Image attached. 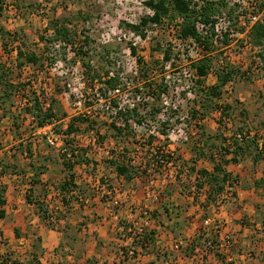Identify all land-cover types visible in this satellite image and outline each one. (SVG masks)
<instances>
[{
    "label": "trees",
    "instance_id": "16d2710c",
    "mask_svg": "<svg viewBox=\"0 0 264 264\" xmlns=\"http://www.w3.org/2000/svg\"><path fill=\"white\" fill-rule=\"evenodd\" d=\"M191 0H146L145 5L153 9L152 15H144L139 24L127 23V27L130 31L135 32L143 38H146L148 28H154V24H160L164 17H167L173 22L177 17H182L183 21L180 24L179 35L183 38L192 36L200 44L204 45L203 53L204 56L193 63V67L197 69L200 78L197 79L194 86L195 98L191 100V104L188 107V118L187 120L194 119L198 125L201 120L206 118L210 113H217L216 119L219 124L215 138L220 140L221 147L219 148L220 159L215 162L214 171H208L205 168H197V165H189L186 167V172L192 174L196 172V185L198 188L206 189L209 199L216 200L217 196L222 193L227 186L234 187L238 182V179L232 177V174L225 169V165L231 162H237L238 156L246 150H249L253 154L254 160L259 161L264 159V145L259 147L258 142V131L251 136L249 130L245 125H236L235 116L236 106L233 103H220L223 88L228 82L234 80L237 76L238 68L236 65L229 64L224 68L216 65L218 55H212L211 52L216 50L214 43L210 36L202 38L195 27V21L200 17L202 20L209 22L210 16L217 13L221 6L225 3L209 1L201 8L191 6ZM3 4V3H2ZM20 7L21 4L18 3ZM262 6H264V0H262ZM3 6L0 5V11L2 12ZM71 19H51L48 25L45 27L44 32H39V40L43 44L42 51L34 50L33 48L28 49V41L25 39L26 34L23 30H7L0 26V33L9 39H13L15 48L11 49L17 52L14 58L16 64L0 62V128L2 120L7 116L8 112L15 107L14 96H21L25 100V105L19 108L17 113L12 112V126H20V122H23L28 116H34L36 123L39 127H43L46 124H53L56 133L66 136L64 138L65 146L67 151L65 153L59 151V156L64 160V165L69 167L68 177L62 182L55 185L59 191L60 199L65 204H69L73 198L79 201L78 194H84L85 191L75 181L74 169L78 164L94 165L96 167L99 162L94 161L88 156L87 147H76V133L79 132L81 126H85V130H94L97 136V141L102 145L105 144V140L111 137L115 141V145L111 148V158L107 161L111 163L115 169L118 177L122 178L126 182H132L136 177H143L146 173V168H142L141 164L133 163V159L130 156L131 148H137L136 146H144L145 144L152 145L155 142L163 140L161 137L156 135H149L147 142L145 139H139V135L135 130V125H150L151 122L159 124L158 132L163 135H167V130L173 125L172 120L179 114V111L174 109L173 104L165 105L163 94H170L171 85L166 81V75L164 73L165 62L171 60L170 48L162 49V44L157 43V46L152 47L154 52H163V60H146L142 56H138L137 46L130 45L131 53L138 57V74L134 73L125 75V67L118 61L110 60L109 46L104 45L101 51V56L107 58L106 67L97 69L92 60H85L93 48L91 47V37L84 35L82 43L78 45L75 40L76 31L70 25ZM251 42L253 45L261 48L259 56L264 60V22L258 23L253 26L251 31ZM9 43V42H8ZM8 43L4 41V47L7 49ZM228 44V38L225 40ZM52 44H60V47L64 49L63 60L68 61L66 49L70 46L71 51L75 54V59L81 58V65L83 75L86 81L85 95L86 107H93L94 103L89 98L94 99L95 93L99 91L100 95L104 100L108 102V108L110 111H115V114L111 115L110 121H105L100 114L83 115L78 114L72 116L67 125H61L60 122L63 119H59L58 111L60 108L58 95L65 91L64 86L59 83L50 88L51 95L48 96L44 90L40 92H30L29 81H23L21 79L16 80L15 77L20 78L22 72L16 73L13 76L14 68L12 65H16L19 69L24 68L26 65L33 67L35 70L42 71L46 65H53L55 58L50 55ZM77 45V46H76ZM72 61V62H73ZM163 63V64H162ZM161 67L160 74L156 73V69ZM49 66V65H48ZM159 66V67H158ZM105 69V71H104ZM215 70L218 81L216 84L204 88V79L209 74L210 70ZM59 77V76H58ZM62 78V77H59ZM64 78V77H63ZM30 80V79H29ZM130 90L133 100L135 102L134 107H130L129 104L123 100L120 91L128 88ZM42 88V85H40ZM44 89V88H42ZM32 93V95H31ZM98 93V92H97ZM31 95V96H30ZM186 95V93H183ZM97 96V95H96ZM47 103V105H46ZM167 108V109H166ZM166 109V110H165ZM181 109V107H180ZM240 116H246V110L243 108L238 109ZM164 113L167 116L166 119L161 120L159 117ZM231 124V125H230ZM230 125V126H229ZM105 128L104 133H102ZM150 128V126H149ZM224 132H227L224 135ZM247 133L248 136L240 139L238 134ZM166 144L169 143L168 137L164 139ZM231 142V145L229 144ZM224 143L225 145H223ZM164 144V143H163ZM134 145V146H133ZM223 145V146H222ZM25 145L20 143V148L24 149ZM30 156L33 155L29 146H27ZM4 149V143L0 135V152ZM21 149V150H23ZM70 155V156H69ZM17 152L13 155L5 157L0 154V175L6 173L26 174L27 171L21 163L17 162ZM227 156H230L229 159ZM52 154L41 155L39 158L41 163H33L31 169L33 176L28 180V184L35 185L41 182V175L49 170L48 162L51 161ZM13 158H16L15 160ZM176 162L179 160L175 158ZM106 161V162H107ZM148 166V165H146ZM182 167V166H181ZM185 170L180 171L178 177H181ZM179 179V178H178ZM259 184L264 186V178ZM112 189V188H111ZM33 190V189H31ZM7 187L3 184L0 185V219L6 217L5 206L7 204ZM34 194L32 193L28 197L29 202H34L38 207L42 219L46 220L49 226H53L51 218L53 217L54 210L49 208V205L41 200L33 199ZM156 211L153 212V217H157ZM53 228H56L53 226ZM154 235L155 230L148 231L143 239L149 242L148 234ZM16 236H20V230L15 229ZM41 239L38 238L37 242L33 245V251L31 254L36 257L38 253L42 251ZM145 248V246H143ZM40 264L39 259H34L25 263L17 257H13L11 254L1 255L0 264Z\"/></svg>",
    "mask_w": 264,
    "mask_h": 264
},
{
    "label": "crops",
    "instance_id": "0c3cea01",
    "mask_svg": "<svg viewBox=\"0 0 264 264\" xmlns=\"http://www.w3.org/2000/svg\"><path fill=\"white\" fill-rule=\"evenodd\" d=\"M236 80L235 78L230 84L228 82L223 88L220 103L234 102V105H239L240 108L246 110V116H240L238 114L240 108L237 107L234 122L236 125H245L251 136L258 131L260 135L258 136L259 147H262L264 145V125L256 124L253 126L249 124V121L253 120V122L258 123L259 120H263L264 111L248 106L250 100L257 101L261 95L258 92L236 91ZM217 81V74L209 73L204 79V88L216 84ZM12 112H15L14 108L7 113L2 123L9 118ZM2 113L0 109V114ZM216 115L217 113H210L200 121L202 125L193 128L194 132L189 141L174 146L175 154L177 157L179 154V160L184 166L196 164L197 168L214 171L215 162L220 159L219 148L221 147L220 140L215 138L219 128ZM33 132L34 134L35 132L42 134L38 125L34 127ZM226 133L224 132V135ZM42 135L44 136L43 141L47 142L46 136ZM2 141L4 142L3 139ZM18 142L19 145L22 143L25 147L23 150H15L18 155L17 162L23 166L27 165V168L25 167L27 173L10 172L0 175V185L3 184L7 187L6 217L0 219V223L3 224V231L0 233V245H3L1 244L2 240L11 241L9 244H17V252L15 251L14 254H17V258L25 263L39 259L40 264H228L219 250L207 249L205 241L207 238L213 237L217 244L226 235L231 234L236 241L233 252L236 255H245L244 264H263L264 218L261 215V210L264 208V186L259 182L264 178V159L255 162L253 154L249 150L239 155L237 162L225 165V169L232 174V177L237 178L238 182L235 185L234 198L225 200L222 206H218L217 199L208 198L206 189L195 188L196 172L188 174L189 172L186 170L177 181L161 189V198L158 202L145 197V187L138 190L132 189L134 192L129 194L132 202L151 205L158 214L152 228L156 233L154 235L148 234L147 247L142 248L140 242L137 243L138 257L122 260L118 256L119 234L117 233V226L123 218L127 219L130 215H128L127 210L125 217H121L119 213L111 212V219L115 222L109 227H104L98 224L99 214L97 210L94 211V207L74 205L69 208L67 214L64 212L57 218L55 223L58 226L53 223L52 225L56 227L53 228V226H49L46 220L42 219L39 207L34 202L27 201L26 205H22L23 208L19 207L18 204H10L9 194L17 191L21 192L19 196L17 194L19 199L26 196L28 200V197L33 193L35 200L43 201L44 198H47L51 210L55 208L62 210L59 205H54L53 208L52 204L49 203V195H45L52 185L46 181L48 179H44L45 173L41 175L40 183L32 186L28 184V180L33 176L31 165L36 163V157L45 155V149H37L38 146L40 148L41 143L30 142V139L27 141L17 140L14 144H18ZM27 146L30 147L32 156H30ZM4 150L6 148L2 149V151ZM229 157L227 156L228 159ZM104 158L108 159L109 157ZM62 161L64 162L63 159ZM51 162H48L49 168ZM99 165L100 163L97 167ZM81 166L83 165L78 164L74 169L75 174H77L75 181L80 186V178L86 177V175L81 176L78 173ZM102 172L107 176L104 171ZM67 175L65 178L68 177ZM133 182L145 185L146 179L145 177H136ZM37 188H40L41 193H43L39 197H36ZM54 188L56 187L54 186ZM24 193L26 195H23ZM56 193L59 196L57 189ZM12 197L18 203L14 194ZM206 218H212V223L209 226L204 224ZM215 224L220 226V230L219 234L214 235L212 228ZM26 226H31L34 229L32 234L24 235L22 233L21 228H26ZM16 228L20 230L21 235L19 237L15 234ZM108 232L110 233L108 234ZM179 237L185 238L187 244L178 250L174 248V242ZM38 238L41 239L42 251L41 254L38 253L34 257L31 252ZM0 251L1 255L6 254L4 247ZM247 252H251L253 256L248 257Z\"/></svg>",
    "mask_w": 264,
    "mask_h": 264
},
{
    "label": "rangeland",
    "instance_id": "374dc122",
    "mask_svg": "<svg viewBox=\"0 0 264 264\" xmlns=\"http://www.w3.org/2000/svg\"><path fill=\"white\" fill-rule=\"evenodd\" d=\"M145 1L143 0H0V5L3 6L2 12L0 11V26L6 28L7 30H23L26 34L25 39L29 43L28 49L33 48L34 50L42 51L43 44L39 40L38 33L44 32L45 27L48 25L49 21L52 19H71L72 22H70L72 28L76 31L75 40L78 45L82 43V39L84 35H89L91 37V47L93 48L91 54L85 58V60H92V63L94 66L99 69L103 67H108L106 64V60H115L118 61L121 65L125 67V75H130L134 71V61L131 59V57L128 55V47L130 44H134L137 46L139 55L144 57L146 60H162L163 52H154L152 47L157 46V43L165 42L166 39H168L167 32H161L154 30L153 28H149L150 32V38L147 40H142L140 38H136L135 36H131L128 32L127 27V19L134 20L139 15H147L146 9L143 8ZM3 3V4H2ZM18 3L21 4V6H18ZM141 12V14H140ZM126 34V35H125ZM121 38V39H120ZM5 43H8L7 49H5ZM13 39H9L6 36L1 35L0 33V62H7L16 64L15 57L17 54L15 52H12L9 54L11 49H14L15 43L12 42ZM104 45H108L110 55L109 59L102 57L101 51L103 49ZM163 49V48H162ZM68 49H66V52ZM70 54H67L68 61L63 60L64 58V49L59 46V44H52L51 46V53L50 55L46 54V58L48 56H53L55 60H60L64 62V65L66 64L70 68H78L76 63H74L75 55L69 52ZM219 56V53L217 54ZM222 55V54H220ZM14 56V57H13ZM252 54L250 52L246 53L243 57L241 56L240 61L235 60V65L238 68L237 72V85L235 86L236 91H245V92H258L260 93V98L257 101H249L248 106L255 109H263L264 111V83L260 80V78L252 77L247 75L245 69L247 65H250L252 62ZM78 61H81V58L76 59ZM73 61V62H72ZM49 65V66H48ZM45 66V68L40 70H35L33 67H30L26 65L24 68L19 69L16 65H12L14 68L13 76L15 77L16 73L22 72L20 78L15 77L16 80L21 79L23 81H29L30 84V92L37 91L40 92L41 90H44L48 96L51 95L50 88L59 83L61 86L65 85V80H70V74L66 77H61L58 75V72L62 71V67H56L53 68V65L48 64ZM106 67V69H107ZM159 67V66H158ZM109 68V67H108ZM160 67L158 68V73H160ZM105 71V69H104ZM175 72H178V70H175ZM135 74V72H134ZM172 75L174 73H171ZM136 75V74H135ZM59 76V77H58ZM30 79V80H29ZM173 80V79H172ZM178 80L176 79V82L174 83L173 80V87L178 84ZM73 83V82H72ZM40 85H42V88H40ZM78 86L77 84L73 85V87ZM65 93L58 95V101H59V111L58 115L59 119H63L58 123H61V125H64V127L67 125L69 120L72 116L77 115L79 111L84 110V107H81L80 109L77 108V106H74L76 102V98L72 97L70 94V91L66 86ZM99 93V91H97ZM97 92L95 93V97L93 100L92 98H89L88 100L93 101L94 108H85L89 109L88 111H92V113L97 112L100 114V111L104 112L102 114V118L105 121L109 120V116L112 115V113H107V109H104V106L106 105V101L97 99L98 96ZM130 93H127L125 91L122 92L123 100L129 101L128 96ZM32 95V93H31ZM30 95V96H31ZM87 97V96H86ZM15 100V113L19 111V108L23 107L25 105V100L23 97L14 96ZM235 101V100H234ZM176 102V100H175ZM178 103V102H177ZM239 103V101H238ZM191 104V100L185 99L183 102L180 103L182 113H186L188 110L189 105ZM262 111V110H261ZM101 112V113H102ZM87 112H85L86 114ZM88 114V113H87ZM263 115V113H261ZM101 115V114H100ZM261 116V115H260ZM259 116V117H260ZM262 117V116H261ZM29 118V116H28ZM24 120L23 122H20L21 129L12 126V117L9 115V118L2 123V127L0 128V135L1 138L4 140V148L6 150L2 151L0 154L4 155L5 157L13 155L15 153V150L23 149L20 148L19 142L18 144H14L17 140L19 141H27L30 139V142H36L37 144L41 143V146L37 149H45V155H49L52 153L53 157H51V167L49 170L45 173L44 179L47 182L52 183V185H56L63 181L65 176L69 173V167L64 165L62 158L59 156V148L53 145L48 144L47 142L43 141L44 136L42 134L36 133L34 134L33 129L36 127V123L32 122L30 120ZM11 121V122H10ZM255 122V121H254ZM253 120L249 121V124L251 125H264V119L259 120L258 123H254ZM247 125V124H246ZM259 127V126H258ZM105 128H103L104 133ZM138 133V132H137ZM140 134H146L143 132H139V139L140 140ZM43 136V137H42ZM96 136H98L96 134ZM93 135L91 133L87 132L85 130V126H81L79 128V132L76 133L75 141L79 145V147H87L88 149V156L89 159H93L94 161H97L100 163V165L95 167L96 170H93L89 167L90 174L82 173L83 166H81V169H79V175H86V177H81V188L84 189L85 194L88 195L90 198V201L88 204L89 207H94V211H98V224L104 227H109L112 224H114V220L111 219V212H116L121 214V217H125L126 210L128 211V215L130 214V207L134 205H140L138 203L132 202L130 200V193H133L134 190H138L139 188L145 187L147 188V185L142 183H135V182H126L125 180L121 179L117 176L115 169L111 163H109L104 157H107L104 152L99 154L97 150H95V145L91 141ZM141 139H145L143 141L144 143L147 142V136H141ZM59 142H64L63 140L59 139ZM161 144L164 142L160 141ZM12 144H14L12 146ZM100 143L96 141V145H99ZM19 145V146H18ZM106 148H112L115 145V141L109 137L107 140H105V144H102ZM134 146V145H133ZM19 147V148H18ZM134 148H131L133 150ZM21 155V154H20ZM40 155L36 157V163H41ZM179 159V154H178ZM100 160V161H99ZM107 161V162H106ZM83 165V164H82ZM179 165L182 166V171L185 170L186 166L182 163V161L179 160ZM27 168V165L25 166ZM80 167V166H79ZM100 170V171H98ZM104 171L107 176L102 172ZM77 171V170H76ZM97 174H103L104 177L108 179L107 182L105 180L100 179L101 185L104 186V188L98 187L95 182L96 173ZM75 172V171H74ZM88 172V173H89ZM76 173V172H75ZM46 183V182H45ZM107 183V184H106ZM48 188V191L45 195H49V203L52 204V207L54 205H59L60 209H53V219L51 218L52 223H55L57 218L60 217V215H63L65 212L67 214L69 208H71L74 205H79L80 207L85 206L77 202L74 198L72 201L69 202V204L63 203V201L58 196V193H56V188L52 186ZM43 186V183H42ZM108 188H112L111 192L108 191ZM132 190V191H131ZM43 191V190H42ZM124 191L126 195L122 198L119 197V193ZM15 193L9 194V201L10 204H18L19 207H22V205H26L29 201L26 199V196L19 199V194L21 192L14 191ZM110 192V193H109ZM45 193V191H44ZM16 196L15 202L12 195ZM18 194V196H17ZM41 189L37 188V194L36 197H39V195H42ZM145 194V190H144ZM23 195H26L25 193ZM11 196V197H10ZM58 196V197H57ZM114 196H117L119 199H121L122 207L117 208L111 205V207L108 206L107 202L109 199ZM35 197V196H34ZM56 198V201H55ZM59 200V202H57ZM227 200V199H226ZM28 201V202H27ZM43 202L47 203V198H44ZM48 204V203H47ZM144 205V204H143ZM264 205V204H263ZM264 207V206H263ZM23 208V207H22ZM54 208V207H53ZM262 209V208H261ZM261 215L264 218V208L261 210ZM113 217V216H112ZM33 218V217H32ZM34 219V218H33ZM104 219V220H103ZM126 218H123L120 222L117 228H119L121 225H125ZM55 225L58 226V224L55 223ZM3 224L0 223V233L2 230ZM22 233L25 235L32 234L34 229L31 228V226H26V228H21ZM110 232H108L109 234ZM112 236V235H111ZM11 241H1L0 250L4 247L6 254H11L13 257L17 254H14V252L17 250L16 246L17 244H9ZM118 247V245H117ZM218 251V248L214 247ZM17 252V251H16ZM1 251H0V259H1ZM5 254V255H6ZM41 254V253H40ZM20 257V256H19ZM202 257V255H201ZM262 264V263H261ZM264 264V261H263Z\"/></svg>",
    "mask_w": 264,
    "mask_h": 264
},
{
    "label": "built area",
    "instance_id": "2783aa9c",
    "mask_svg": "<svg viewBox=\"0 0 264 264\" xmlns=\"http://www.w3.org/2000/svg\"><path fill=\"white\" fill-rule=\"evenodd\" d=\"M191 6L196 7L197 9L201 8L209 1L225 3L223 6L220 7L217 13H214L210 16V21H204L200 17L195 21V27L198 34L205 38L206 36H210L212 42L214 43V47L216 50L211 52L210 54L215 55L219 53V56L216 60V65L218 67L224 68L229 64L235 65V60L241 59L245 53L250 52L252 56V62L250 65L246 66V73L249 76L260 78V80L264 83V60L259 56L261 48L258 46L253 45L251 42V31L254 25L258 23L264 22V6H262V0H191ZM144 2V0H143ZM143 8L146 9L147 15H152L154 13L153 9L147 7L145 4ZM141 14V12H140ZM144 15L137 16L134 20L127 19L128 23L131 24H139L142 20ZM183 18L177 17L173 22L169 20L167 17H164L160 24H154V30L158 32H167L168 39L165 42H162V48L168 49L170 48L171 52V60L165 62L164 65V73L166 77V81L172 86L170 90V94H163L164 103L165 105L173 104L174 109L179 111V114L172 120L173 125L167 130V135L160 134L158 132L159 124L156 122H151L150 125L147 124L143 125H135V130L139 133L140 131L144 134V136L149 137V135H156L161 137L164 142V139L168 137L169 143L160 144V142H155L152 145L145 144L144 146H136L133 152H131L130 156L133 159V163L141 164L142 168H146V173L143 177L146 179L147 188L145 189V197L151 201L158 202L161 198V189L165 186L175 182L178 180V175L181 171V166L179 165V160L176 162L175 158H177L175 154V147L177 144L182 142H187L190 140L191 136L193 135V128L197 126V122L194 119L187 120L188 110L186 113H182L180 111V103L183 102L185 99L192 100L195 98V91L194 86L196 84L197 79L200 78V75L196 68L192 65L194 62L200 60L203 56V47L204 45L200 44L198 41L195 40L194 37L189 36L183 38L179 35V28L180 24L182 23ZM131 36H135L136 38H140L142 40H147L150 38L149 35V28L146 30L147 36L146 38L141 37L140 35L136 34L133 31L128 30ZM126 35V34H125ZM228 38L229 43L226 44L225 40ZM121 39V38H120ZM131 45V44H130ZM128 47V55L134 61V71L135 74H138V57L134 56L131 53V46ZM132 45H134L132 43ZM60 46V44H59ZM77 46V45H76ZM136 46V45H134ZM68 54L71 51V47L67 48ZM15 54H17L16 51ZM73 55L74 52L71 51ZM222 54V55H220ZM138 56L139 51H138ZM164 56V54H163ZM163 60V57H162ZM161 60V61H162ZM76 65L78 68H70L64 62L60 61L59 59L55 61L53 64V68L62 67V71L58 72L57 74L61 77H66L70 74V80H65L66 88L69 87L70 95L76 98V102L74 106H77L78 109L84 107V110L79 111L78 114L83 115H91L93 114L92 111H88L89 109L85 108H94L93 107H86V81L83 75L82 68L80 67V61L76 60ZM163 64V63H162ZM162 65L160 66V68ZM178 70V72H175ZM158 68L156 69V73H158ZM161 72V69H160ZM171 73H174L173 75ZM209 73H215V70H210ZM160 74V73H158ZM174 83L176 79L179 81L177 85L173 87L172 83ZM73 82V83H72ZM232 81L229 82V84ZM77 84L78 86L73 87V85ZM125 91L130 93L128 96V104L130 107L135 106V102L133 100V96L130 90V86L128 88L118 92L122 95V92ZM65 93V91L63 92ZM186 93V95H183ZM97 99L104 100L101 98L102 96L100 93H97ZM95 100V99H93ZM176 100V102H175ZM106 101V100H104ZM125 101V100H124ZM93 102V101H92ZM178 102V103H177ZM47 105V103H46ZM107 109V113L115 114V111H110L108 108V102L106 101V105L104 109ZM167 109V108H166ZM165 109V110H166ZM85 112H87L85 114ZM100 111L102 115L104 112ZM94 114H97L95 112ZM109 120H111V115L109 116ZM167 116L164 113L161 114L159 119L164 120ZM28 120L35 122L36 119L34 116H29ZM37 124V123H36ZM150 126V128H149ZM53 124H46L41 128L42 134L46 136V141L48 144L56 146L59 148V151L65 153L67 151V146H65L64 138L61 134H58L54 130ZM93 135L92 142L95 145V150L99 154L104 152V154L111 158V148H106L105 146L99 144L96 145L97 136L94 130L87 131ZM142 134H140L141 136ZM247 137V133L238 134L240 139ZM231 145V142L229 143ZM79 145L76 144V147ZM70 156V155H69ZM148 165V166H146ZM89 167L93 170H96L94 165H87L83 164L82 173L90 174ZM88 169V170H87ZM100 171V170H98ZM89 172V173H88ZM96 173V171H94ZM11 176V175H9ZM77 174H75V177ZM96 177L95 182L98 184L97 186L100 188H104L103 185L100 183V179L108 181L102 173L99 175L96 173L94 175ZM107 184V183H106ZM237 184V183H236ZM195 188L198 189L197 185ZM108 191L111 192V189L108 188ZM109 192V193H110ZM79 195V202L80 204H88L90 198L88 195L84 194H76ZM126 195L124 191L119 193V197L122 198ZM235 196V186H227L225 190L219 194L216 203L218 206H222L226 199H232ZM108 206L121 208L122 202L117 196L110 198L107 202ZM130 207V215L126 219L125 225H121L117 229V233L119 234V243H118V256L122 260L136 258L139 255V251L137 249V243L140 242L142 248L143 246L147 247L148 242L144 241L143 236L150 230H152L155 218L153 217L154 209L151 205H134ZM52 220L53 217H52ZM212 223V218H206L204 224L209 226ZM220 226L215 224L212 228V234H219ZM186 239L183 237H179L174 242L175 249H181L185 246ZM205 245L207 249H214V247L218 248V250L223 254L225 260L228 264H244L245 255H236L233 250L236 246L235 237L231 234L226 235L221 242L215 243L213 237H209L205 241ZM248 257H252L253 254L251 252H247L246 254Z\"/></svg>",
    "mask_w": 264,
    "mask_h": 264
}]
</instances>
